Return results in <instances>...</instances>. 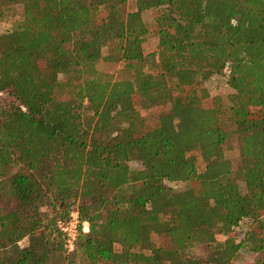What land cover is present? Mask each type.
Returning a JSON list of instances; mask_svg holds the SVG:
<instances>
[{
    "label": "trees",
    "instance_id": "1",
    "mask_svg": "<svg viewBox=\"0 0 264 264\" xmlns=\"http://www.w3.org/2000/svg\"><path fill=\"white\" fill-rule=\"evenodd\" d=\"M126 1L0 0L21 5L0 30V264H264L238 258L264 255V0ZM207 82L230 91L203 106Z\"/></svg>",
    "mask_w": 264,
    "mask_h": 264
},
{
    "label": "rangeland",
    "instance_id": "2",
    "mask_svg": "<svg viewBox=\"0 0 264 264\" xmlns=\"http://www.w3.org/2000/svg\"><path fill=\"white\" fill-rule=\"evenodd\" d=\"M134 7L133 0H127L125 3V9L130 10ZM149 11H145L142 14V18L146 19L149 16ZM21 19V5L20 4H8V5H0V30L6 31L12 29L15 24ZM155 44V40L151 37H146L142 42V48L144 52H149L153 50ZM95 68L98 71L104 72L106 74H110L111 78L115 73V70L119 67V62L114 61L110 56L106 54L104 49H102L101 56L95 61L94 63ZM61 78V77H60ZM205 95L203 97V106H208L209 103V96L212 94H221L226 95L230 91L229 88L219 84H213L210 82L205 83ZM163 106H155L154 109L161 110ZM222 151L223 155L229 160L232 167H236L238 164L237 152L235 147V138L231 134L229 135L224 143L222 144ZM131 167L137 168L140 166L139 162L136 160H131L129 162ZM196 170L200 171L203 166V161L197 156L195 160ZM169 183V182H165ZM241 188L242 184L239 182ZM175 187H180L181 185L176 183L174 184ZM254 225L252 217H243L238 222V225L234 228V234L236 236H241L243 232L248 230L251 226ZM217 240L221 241L223 237L218 235ZM150 239L153 245L160 244V238L156 233L150 234ZM190 253L194 255H205L208 254V247L205 244H194L189 248ZM238 258L241 261H251L255 259H264L263 254L254 253L251 251H247L242 249L238 254Z\"/></svg>",
    "mask_w": 264,
    "mask_h": 264
},
{
    "label": "built area",
    "instance_id": "3",
    "mask_svg": "<svg viewBox=\"0 0 264 264\" xmlns=\"http://www.w3.org/2000/svg\"><path fill=\"white\" fill-rule=\"evenodd\" d=\"M54 225L62 236L66 251L73 249L77 234L87 230V222L79 218L77 208L71 207L63 217L55 219Z\"/></svg>",
    "mask_w": 264,
    "mask_h": 264
}]
</instances>
